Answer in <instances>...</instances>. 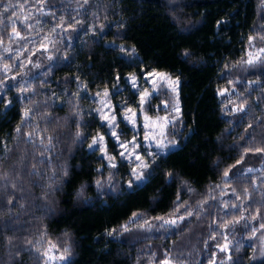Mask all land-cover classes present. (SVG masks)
I'll return each instance as SVG.
<instances>
[{"label": "trees", "instance_id": "trees-1", "mask_svg": "<svg viewBox=\"0 0 264 264\" xmlns=\"http://www.w3.org/2000/svg\"><path fill=\"white\" fill-rule=\"evenodd\" d=\"M0 43L16 51L0 84V264H44L49 243L64 264H149L158 237L196 231L213 248L239 220L264 228V68L239 70L264 45V0H0ZM155 71L180 82L178 144L145 154V180L129 186L127 162L89 148L103 134L118 155L95 95L109 91L119 115L140 98L127 78ZM175 215L185 221L155 242L123 229ZM241 237L228 264H264Z\"/></svg>", "mask_w": 264, "mask_h": 264}, {"label": "rangeland", "instance_id": "rangeland-1", "mask_svg": "<svg viewBox=\"0 0 264 264\" xmlns=\"http://www.w3.org/2000/svg\"><path fill=\"white\" fill-rule=\"evenodd\" d=\"M14 20V18H13ZM23 24L31 25L32 17L27 13L22 14L20 20ZM0 43V84L8 78L11 66L3 59L4 55H14L12 49L6 51ZM11 50V52L9 51ZM18 54H20L18 52ZM18 59V57H17ZM264 68V45H254L248 53L246 61L239 68L241 73L251 74ZM131 86L138 91L140 98L136 107L128 106L119 102L121 107L120 117L129 129L133 131L130 137H126L119 124V115L116 106L111 100V94L103 90L95 95L98 101V111L107 127V132L116 144L118 155L111 153L108 149L106 136L98 134L92 140L89 148L98 149L105 158L106 163L115 167L119 162H127L130 165L131 181L129 186L140 184L145 180L147 163L145 154L165 153L177 146L176 130L180 122L179 103V79L172 77L163 71H155L139 80L131 75L128 78ZM237 93L235 87L223 89L221 95L229 111L237 112L243 106L234 100ZM157 96L160 100L155 106L154 112H150L152 99ZM253 170V168L247 169ZM139 177V178H137ZM174 221V223H173ZM185 221L182 215L162 218L144 226H125V231H135L143 236L150 237L161 232L168 234ZM257 225L256 218L239 220L225 231L223 244L209 248L206 246L208 240H202L196 231H186L179 239L170 241V238L158 237L164 242L160 245L151 244L150 251L157 254L155 262L149 264H200L203 257L211 258L210 264H228L232 259V252L236 241L242 234V238L249 237L254 244L258 258L264 257V228L254 230ZM251 236V237H250ZM205 246V248H204ZM204 248V249H203ZM60 257H64L61 259ZM69 258L68 253L61 250L56 244L49 243L44 252V264H64Z\"/></svg>", "mask_w": 264, "mask_h": 264}, {"label": "snow or ice", "instance_id": "snow-or-ice-1", "mask_svg": "<svg viewBox=\"0 0 264 264\" xmlns=\"http://www.w3.org/2000/svg\"><path fill=\"white\" fill-rule=\"evenodd\" d=\"M226 175H227V173H226ZM137 178H139V177H137ZM173 223H174V221H173ZM61 259H63L64 257H60Z\"/></svg>", "mask_w": 264, "mask_h": 264}]
</instances>
